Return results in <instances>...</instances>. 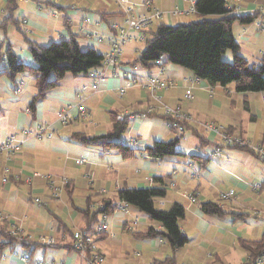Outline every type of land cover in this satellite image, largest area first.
Returning <instances> with one entry per match:
<instances>
[{
	"label": "crops",
	"instance_id": "obj_1",
	"mask_svg": "<svg viewBox=\"0 0 264 264\" xmlns=\"http://www.w3.org/2000/svg\"><path fill=\"white\" fill-rule=\"evenodd\" d=\"M130 1L139 6L134 11L135 17L150 15L153 9L161 13L158 20H153L146 35L156 32L161 25L176 27L191 23L193 17L198 18L196 13L190 14L192 6L185 0ZM227 1L238 15L260 13L254 24L234 26L240 54L251 64L258 63L264 52V29L261 28L264 13L260 10L264 0ZM147 2L152 8L147 11L140 8ZM16 3L14 18L21 21L26 35L17 31L14 22L0 27V54L11 48L19 61L28 67L36 66L29 51L30 42L49 46L74 37L83 51L93 49L102 56L108 54V44L98 45L81 34L80 29L84 26L87 31L106 35L111 25L120 23L125 16L119 0H18ZM9 7L10 0H0V25L10 14ZM55 10L60 11V17L53 15ZM133 34L138 37V33ZM144 45L145 42L140 41L126 45L119 63L122 70L136 67L134 75L138 84H144L150 77H159L175 82L176 88L153 93L139 85L122 95L120 90L125 81L113 77L109 71L106 84L99 92H93L89 76L67 75L56 90L38 103L33 118L28 107L36 94L35 79L27 73L21 75L18 81L24 86L15 95V84L6 76L0 77V144L12 136L21 139V132L32 129L36 122L49 125L55 133L51 139L30 138L12 160L0 159V212L8 214L24 231L22 243L14 250L6 248L0 264H25L24 258L28 259L26 264H83L72 248V234L87 227L83 211L88 208L92 212L99 211L105 203L117 204L119 191L150 188L155 185L156 178L163 179L167 185L171 178L178 186L176 192L167 188V197L159 202V209L176 203L185 208V218L179 225L188 244L173 251L168 242L143 238L150 228L159 230L162 226L130 206L127 213L110 215L109 232L98 245L104 256L103 264H153L155 260L171 256L176 258L177 264H249L261 247L264 242V163L256 149L264 148V94L228 95L226 89L233 91L232 86L210 89L202 82L193 89V100L186 101V81L193 77L187 70L166 65L148 72L131 65L144 50ZM84 87L89 90L83 92ZM209 89L213 91L212 96ZM77 96H81L83 103H78ZM245 102L254 117L256 129L236 131L235 126L225 127L250 144L256 155L226 148L225 157L202 164H194L192 156L157 161L141 155L124 159L116 151L103 153L100 149L83 146L73 138L76 134L106 135L113 127L110 113L117 112L120 116H131L130 129L122 138L124 144L144 148L156 141L169 142L177 134L167 126L164 107L180 108L192 117L185 131L187 141L179 147L185 153L201 145L197 134L209 144L218 140L215 133L202 131L204 124L213 120H207L215 115L213 109L241 108ZM80 105L85 107V115L78 111ZM151 107L156 111L144 117ZM207 107L212 111L206 110ZM69 110L75 119L62 126L59 116ZM204 113L209 116L205 117ZM79 160H85L87 164L79 165ZM6 167L10 169L8 175L4 172ZM35 173L42 176L35 178ZM48 176L66 179L69 185L62 187L60 194L54 197ZM5 177L7 182H4ZM26 177H32L29 183ZM230 191L235 194L229 199L221 197ZM187 195H193L197 202L190 203ZM35 199H40L41 204H35ZM206 203L219 205L225 215H204L201 207ZM93 205H96L95 209ZM135 222L138 223L135 229L128 231L126 227H133ZM42 235L54 238L55 246L41 245ZM132 244H136V250L131 255ZM146 249L148 253L144 254Z\"/></svg>",
	"mask_w": 264,
	"mask_h": 264
},
{
	"label": "trees",
	"instance_id": "obj_2",
	"mask_svg": "<svg viewBox=\"0 0 264 264\" xmlns=\"http://www.w3.org/2000/svg\"><path fill=\"white\" fill-rule=\"evenodd\" d=\"M18 0H10V14L0 25L5 27L15 23L17 31L23 36L25 30L21 28V21L15 20L14 12ZM199 20L176 27L161 25L156 32L147 35L144 50L139 57L131 63L151 72L157 68L158 61H164L162 67L173 65L181 67L198 78L211 88L217 86L227 88L232 86L238 95L264 94V52L258 63L251 64L240 54V45L234 35V26H249L260 17L259 12L238 15L227 0H198L195 6ZM213 17V19H209ZM208 18V19H207ZM217 18V19H216ZM29 51L36 66L28 67L21 63L10 48L0 54V77H8L18 89V79L23 74L31 75L36 81V94L28 107L34 118L37 105L48 94L56 90L67 75L88 76L90 72L102 67L103 56L95 50L83 51L76 38L53 43L49 46H40L29 43ZM228 52L232 54V62H224L223 56ZM159 67V66H158ZM245 111L250 113L248 103H244ZM2 108L0 106V116ZM112 130L104 136L90 137L84 134L74 135V140L87 147L100 149L103 153L116 151L124 159L136 158L139 155L149 159L163 160L169 158L185 157L179 150L181 141L175 138L169 142H154L144 148H136L124 144L122 138L130 129L131 116H120L112 112ZM253 119V117H251ZM186 131L188 125L184 124ZM233 133V130L230 131ZM201 147L210 144L197 134ZM214 145V143H212ZM255 154L251 148L228 147ZM256 155V154H255ZM194 163L202 164L204 161L199 155H193ZM207 163V162H206ZM155 185L150 188L125 189L118 192L119 202H125L144 213L152 222L162 226V231L150 228L143 238L147 240H166L173 251H177L188 244V238L180 229V221L185 218L186 210L181 204H174L169 210H161L157 202L167 197V185L163 179H154ZM116 204L105 203L103 209L92 212L89 208L83 211L87 221L86 229L90 230L98 223L100 214L111 215ZM201 210L206 216L223 217L225 211L214 203L203 204ZM73 236V234H72ZM137 236V235H135ZM21 240L2 233L0 236V257L3 251L10 247L20 245ZM264 242L251 257L249 264L255 261L262 250ZM12 250V251H13ZM153 264H177L174 256L164 260H155Z\"/></svg>",
	"mask_w": 264,
	"mask_h": 264
},
{
	"label": "built area",
	"instance_id": "obj_3",
	"mask_svg": "<svg viewBox=\"0 0 264 264\" xmlns=\"http://www.w3.org/2000/svg\"><path fill=\"white\" fill-rule=\"evenodd\" d=\"M198 0H185L186 3H189L192 8L189 11L190 14L196 13L195 6ZM119 4L123 10L124 18L120 23L112 24L110 27L109 32L106 35H100L97 33H92L87 31V28L84 26L81 27L80 31L84 36L89 38L90 40L95 41L98 45H102L104 43L108 44L110 47V52L103 56V63L102 67L98 70L92 71L89 73V78L92 81L91 90L93 92H99L100 89L106 84L108 81L109 71L113 77L123 78L125 81L124 85L121 87V94L123 95L127 89L133 88L136 86L141 85L142 87L152 91L153 93L161 92L164 90H168L175 86L173 81L163 80L159 77H150L148 78L144 84H138L135 79L134 71L136 67H133L131 70H122L120 67V58L124 54V50L126 45L129 42H145L146 40V31L148 30L149 26L152 24L153 20H158L161 17V13L158 10L153 9L150 15L145 16H134V11L139 8L138 5L132 3L130 0H119ZM140 8L145 9L146 11L152 8L151 3L147 2L141 5ZM189 14V13H188ZM53 15L58 17L61 16L60 11L55 10L53 11ZM89 22V21H87ZM86 22V23H87ZM263 29V26H261ZM133 32L138 33V37L136 38ZM160 68H162L161 61L157 62ZM201 80L198 78H191L190 80L186 81L187 92L186 98L188 100H192V89L196 84H200ZM22 83L18 81V88L22 87ZM89 88L84 87L82 89L83 92H87ZM20 90L17 89L14 94L18 95ZM78 103H83V99L81 96H77ZM264 100V95H263ZM78 111L81 115H85L86 110L83 105L78 107ZM156 111V108L151 107L143 116L150 115ZM164 114L167 117H181L180 110H173L170 108H164ZM73 113L69 111L63 112L59 116V123L62 126H67L72 120H74ZM169 125L176 128L173 122ZM182 132V131H179ZM217 133L221 136L222 144L225 148L228 147H241L243 145H247L246 141L243 140L237 134L228 133L226 131H217ZM54 129L47 124L36 122L32 129H25L21 132V139H18L15 136L8 138L4 143L0 144V159L4 157L6 160H12L15 155L20 151L21 147L25 144V142L30 139H43L48 138L51 139L54 137ZM260 160L264 163V148L256 149ZM109 153V152H105ZM222 153V149L218 148L217 150L210 151L207 154H203L204 157L208 160H212L217 158ZM79 165H85L87 162L85 160L77 161ZM5 174L8 175L10 169L8 167L4 170ZM36 177H41L42 175L35 173L33 175ZM26 181L29 183L32 177H26ZM48 179L49 187L53 192L54 197H57L60 192L62 191V187L68 186L69 182L66 179H55L52 177H46ZM7 177L4 178V182H7ZM235 194L234 191H230L228 194L223 195V198L229 199L231 196ZM190 202H195V197H189ZM34 203L39 205L41 204L40 199H35ZM96 205H93V209H95ZM128 206L125 202H119L116 204L114 213H127ZM109 218L110 215L108 214H100L98 223L93 227V229H82L77 230L73 233L72 236V248L75 253H77L81 259L83 260V264H103L104 263V256L101 250L99 249V241L100 239L109 232ZM24 222V221H23ZM138 223H134L133 227L127 226L126 229L128 231L134 230ZM2 233H5L7 236L12 238H17L19 240H24V231L21 226L16 225V223L10 218V216L4 212H0V236ZM41 245L45 247H54L56 241L52 237H48L47 235H42L39 239ZM23 263H27L28 259L24 258ZM43 264V263H39ZM250 264H264V249L260 253L259 257L251 262Z\"/></svg>",
	"mask_w": 264,
	"mask_h": 264
},
{
	"label": "rangeland",
	"instance_id": "obj_4",
	"mask_svg": "<svg viewBox=\"0 0 264 264\" xmlns=\"http://www.w3.org/2000/svg\"><path fill=\"white\" fill-rule=\"evenodd\" d=\"M260 10L264 13V7L263 6L260 7ZM235 13L237 14L236 11H235ZM58 17H60V16H58ZM198 20L199 19L197 17H193L192 18V22H196ZM262 26H263V29H264V24ZM80 33H81V31H80ZM223 61L224 62H232V54L230 52H228L226 55H224L223 56ZM161 65H163V62L162 61H161ZM157 66H159V65H157ZM82 76L85 77V75H82ZM188 80H190V79H188ZM202 82L203 81H201V83ZM200 84H196L195 86H198ZM22 86H24V84ZM195 86H194V88H195ZM173 88H176V83H175V86ZM173 88H170V89H173ZM193 89H192V91H193ZM164 91H167V90H164ZM233 91H231V89H229V90L226 89V92L228 93V95H232L233 93H235ZM186 92H187V86H186ZM186 92H185V100L186 101H192L193 98H192V100H188L186 98ZM209 92H210V95L212 96L213 95V91L209 89ZM167 108H170V109H173V110H177V109L180 110L181 117L180 116H177L175 118L174 117H167L165 114H164V116H165V119H166L168 128L170 130L176 132V134H177V137L176 138H179L180 141H181V143H186V141H187V139L185 137V134H186V132H185L186 130L185 129H186V127L184 126V124H187L189 121H192V117L189 114L184 113L180 108H171V107H167ZM207 109L212 111V108H208L207 107L206 110ZM213 112H215V113H213L215 115L210 116L209 119H207V120L213 119L216 122L213 121V120L208 121L209 123H205L204 124L202 131H208L209 133H215L217 135L218 140L216 142H214V145L213 144H210L209 146H206V147L199 146L198 149H195L193 151L190 150V151L185 152L184 153L185 157H190V156H193V155H199L200 158L202 159V161H204V162L215 161V160H217L220 157H225V151L227 150L225 148V146H223L221 136L217 133V131H226L228 133H231L230 131H232V129L228 128L231 125L232 126H235L237 128L236 131H254L256 129V125H255V123L253 122V120L251 118L253 116H252L251 113H248L247 111H245L244 105L241 108H238V107L235 108L234 107V108L225 109L224 111H220V110H217V109H213ZM204 116L207 117V116H209V114L204 113ZM169 122H170V124H172V122H173L175 125H177L176 128L170 126L169 125ZM225 126H228V127H225ZM179 131H182V132H179ZM193 141H196V139L193 138ZM241 147L251 148L252 149V147L250 146V144L249 145L248 144L247 145H243ZM218 148H221L222 149V153L217 158L212 159V160H208V159H206L204 157L203 154H207L210 151L217 150ZM227 158L228 157H226V160L227 161H230ZM194 164H197V163H194ZM175 174L176 173L174 172L173 175H175ZM169 180H170V182L168 183V185L166 183L167 188L168 187L169 188H172L173 189L172 191H174V192L178 191V190H176V188L178 186H176V184L171 181L173 179L170 178ZM191 196H193V195H187L186 198L189 200V197H191ZM221 197L223 198V195H221ZM163 200H165V199H163ZM163 200H160V201H163ZM160 201L157 202V207L158 208H159V202ZM189 202H190V200H189ZM196 202H197V199L195 198V202L194 203H196ZM190 203H192V202H190ZM194 203H192V204H194ZM171 207L170 206L164 207L163 210H169ZM162 230H163V228L162 229H159V230H156V231H162ZM129 237L133 238L132 236H129ZM135 237H137V236H135ZM155 240H157V239H155ZM161 241L167 242L166 240H161ZM132 243H134V242L132 241ZM135 246H136V244L133 245L132 251H129L131 255L136 250V247ZM147 253H148L147 252V249H146V251L144 250V254H147Z\"/></svg>",
	"mask_w": 264,
	"mask_h": 264
}]
</instances>
